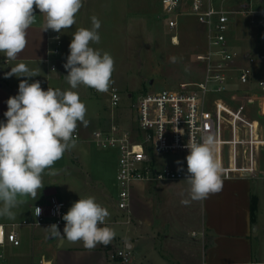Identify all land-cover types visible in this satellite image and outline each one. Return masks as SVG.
<instances>
[{
    "label": "rangeland",
    "instance_id": "rangeland-1",
    "mask_svg": "<svg viewBox=\"0 0 264 264\" xmlns=\"http://www.w3.org/2000/svg\"><path fill=\"white\" fill-rule=\"evenodd\" d=\"M159 2L160 0H83V7L75 15V24L69 29L61 30L60 56L67 57L69 44L76 30L90 29L92 16H96L101 21V27L98 30L100 41L90 46L102 52L106 51L114 58L112 73L114 83L110 86L117 89L121 95L122 117L128 113L129 104L142 94L164 90L177 91L182 84L198 83L202 79V69L194 61V57L203 52L205 44L195 19L181 17L178 20L177 30L171 33L166 27ZM247 2L249 4L248 0H225L223 7L231 15L242 10L241 7H247ZM255 2L256 0H253V6ZM229 18V36L232 40L239 41L240 44L237 45L239 54L251 51L253 47L250 45L254 42L255 32L249 29L247 18L239 14ZM174 34L178 37L177 45H172L170 41V37ZM171 57H176V61L173 62ZM242 63L247 66L245 61ZM257 81L258 78L255 76L251 82L243 84L228 80L225 89L230 93H236V90H239L238 94L259 95L256 88ZM63 82L66 86L62 85V90L75 92L74 89H69L66 80ZM17 94L18 92L15 95ZM224 97L227 99L226 95ZM80 100L86 105L85 119L89 123L85 127L78 122L76 132L80 139L76 140L75 148L66 151L63 158L54 163L52 169L57 171V175L49 176L48 172L51 169H45L42 173L44 187L38 190L36 200L31 196L18 197L24 203L13 210L17 213L15 219L0 217V223L24 220L29 216L31 209L36 206L44 208L51 197L63 203L68 211L80 198L93 196L97 203L109 211L110 215L106 218L105 224L115 232L113 240L117 239L109 243L113 248L109 244L97 245L107 255L115 256L116 252L123 251L125 247L116 244L118 239H133L134 235L132 236L130 230H134V226L138 225V216L143 226L137 233L134 230L139 241L134 245L129 264H138L141 255L151 249L152 240L157 254L168 261L178 260L179 264H186V261L189 262L192 257L195 258L197 249L189 234L191 231H196L194 214L197 212V204L201 201H193L189 205L181 203L182 199L187 198V190L190 187L187 183L134 186L130 198V219L126 220V214H121L116 209L118 194L115 181L116 152L98 148L90 138V134L101 129L105 123V120L101 121L104 116L102 98L93 97L87 87L83 86ZM232 105L239 107L241 102L235 101ZM255 107L254 104L250 108H244L246 115L253 120H256ZM258 119L264 125V119ZM259 164L260 177L251 179L252 183L248 181L252 185V195L256 201L255 187L260 186L264 189L262 176L264 149L259 154ZM51 189L54 194L48 198L44 193ZM260 198L258 224L264 227V194L261 195V190ZM145 218L148 222L151 221L152 231L145 225L146 222H143ZM200 223L201 226L204 225L202 221ZM63 228L64 226L59 230L63 232ZM20 231L29 232L31 229L26 228ZM199 238L197 237L196 240ZM52 243L62 248L83 247L82 242L71 243L66 239L63 245H59L57 238ZM210 243L209 237L204 238L205 246L203 247L207 248ZM18 251L20 249L9 246L2 253L0 251L3 258L0 264H38L39 256L42 254L41 250L37 249L33 255L36 256L35 258L23 259L17 254ZM41 261L48 262L46 258H40L39 263ZM148 263L150 262H143V264Z\"/></svg>",
    "mask_w": 264,
    "mask_h": 264
},
{
    "label": "built area",
    "instance_id": "built-area-1",
    "mask_svg": "<svg viewBox=\"0 0 264 264\" xmlns=\"http://www.w3.org/2000/svg\"><path fill=\"white\" fill-rule=\"evenodd\" d=\"M224 1L159 2L171 33L177 30L181 17H193L202 32L204 50L194 57L202 69L198 83L182 84L177 91L142 94L129 104L125 117L121 116L123 105L117 89L110 86L108 92L101 93L87 87L93 97L102 98L104 116L101 121L105 120L104 126L92 132L90 138L98 148L116 152V204L117 210L127 218L134 186L187 183L184 179L189 150L185 145L190 137L197 142L204 137L213 139L211 147L221 168L222 181L260 177L259 154L264 149V125L258 119H264V1L256 0L254 7L253 0H248L247 7L231 13L247 18L262 47L241 55L236 50L237 42L229 36L231 15L224 10ZM177 38L176 34L170 37L172 45H177ZM47 41L53 44L48 53L58 57L62 44L60 33L47 30ZM244 61L247 66L243 65ZM254 76L258 78L259 95L238 94L239 90L230 93L225 89L228 80L243 84L251 82ZM235 101H240L241 105L233 106ZM254 104L256 120L244 111ZM74 137L77 141L80 139L77 132ZM177 161L181 163L178 165ZM181 167L183 171H178ZM39 208L42 210L39 216L35 207L30 222L18 226L57 224L60 227L64 224L62 217L67 210L63 203L51 197L46 207ZM6 244L15 248L20 245L15 225H0V249ZM115 255L122 264H129L130 254L126 249Z\"/></svg>",
    "mask_w": 264,
    "mask_h": 264
},
{
    "label": "clouds",
    "instance_id": "clouds-1",
    "mask_svg": "<svg viewBox=\"0 0 264 264\" xmlns=\"http://www.w3.org/2000/svg\"><path fill=\"white\" fill-rule=\"evenodd\" d=\"M34 6L46 17L43 31L60 33L75 24L83 0H0V52L9 62L16 60L27 46V30L36 19ZM100 27L101 21L92 16L90 29L79 28L72 35L63 65L71 89L83 85L105 93L114 83V58L90 46L99 43ZM170 59L175 62L177 58ZM40 71L19 63L5 73V78H31L39 76ZM6 103V122H0V217L15 219L17 213L13 210L24 203L18 197L31 196L36 200L38 190L44 187L42 173L51 169L48 175H57L52 166L66 151L75 148L78 122L87 127L89 121L85 119L86 105L76 92L59 88L45 91L39 81L20 80L18 94L9 97ZM213 142L211 137H204L201 142L190 137L185 145L189 154L184 180L190 187L187 198L181 200L184 205L208 199L222 189L221 168L213 155ZM41 211L36 207V216ZM109 215L95 197L88 196L74 202L63 215V234L57 224L45 229L59 240V245L66 239L71 243L82 242L85 249L92 250L97 245L107 246L115 237V232L105 224Z\"/></svg>",
    "mask_w": 264,
    "mask_h": 264
},
{
    "label": "crops",
    "instance_id": "crops-1",
    "mask_svg": "<svg viewBox=\"0 0 264 264\" xmlns=\"http://www.w3.org/2000/svg\"><path fill=\"white\" fill-rule=\"evenodd\" d=\"M233 15L234 14H231V16ZM34 16L36 18L35 22L27 30V46L21 53L18 54V58L9 62L6 59L5 54L0 52V122L6 121L4 113L8 108L6 103L9 98L8 95H15L16 92H18L20 80L28 79L29 83L39 81L41 88L45 91L48 88H59L62 90V85L66 86V83H64L63 80H65V76L68 72L63 65L66 63L67 57L64 55L60 56V54L58 57H54L48 53L53 48V44L47 41V31H43L46 17H43L42 13L39 9L35 8V6ZM249 29L255 32L254 42L250 45V47H253L251 48V51H254L255 49H262L256 31L250 27ZM235 41L237 42L236 45L240 44L238 40ZM256 41L258 42L256 43ZM236 50L238 51L237 47ZM46 60H48V62H45ZM19 63H24L29 69L40 68L41 71L39 76L31 78L12 76L5 78V73L9 72L11 67ZM52 66H54L55 71L51 70ZM67 86H69V89L71 88L69 84H67ZM74 90L81 99L83 86L80 85ZM259 121L261 122V120ZM248 181L250 180L232 179L223 181L222 189L218 193L210 194L208 199L203 200V204L202 201L200 204H197V212L194 214V220L196 221L194 228L196 231H191L189 234L190 238L194 241L193 243L196 246L197 254L195 258L192 257L189 262L186 261V264H264V227L258 224L261 199L260 190L261 195H263L264 189L260 186H257V188L255 187L254 192L257 195L258 204L255 213V222L252 224L250 223V196L252 194V185L250 183H252V181H250V183ZM33 209L30 210L29 216L22 221H8L0 223V225L6 227L10 225L16 226L17 239L20 243L19 247H17L20 251H18L17 254H19L23 259L32 257L35 258L36 256H33L34 253L37 249H40L42 254L39 256V261L40 258H46L48 262L41 261L39 263L38 261V264L121 263L116 258V255L109 256L98 246L92 250H88L84 247L62 248L55 245L52 241L56 240V238L52 237L45 229L49 225L19 227L18 225L23 222H30ZM129 219L130 216L128 218L126 217V220ZM200 221L203 222V226H201V223L199 224ZM137 222L138 225L134 226L135 233L139 232L141 226H143V223L138 216ZM143 222H146L145 225L150 231H152L150 228L151 221L148 222L145 218ZM63 226H65V223L58 228ZM26 228H30L31 231H20ZM134 230H130L132 232V236L134 235L133 239H118L119 241L116 243L125 247L124 249L129 252L130 256L133 252L134 245L137 241H139L136 236L137 234L134 233ZM60 232L63 234L61 230ZM192 234H194L195 237H193ZM197 237L199 239L196 240ZM207 237H209L211 243L207 248H205L203 247L205 246L204 238ZM151 243V249L141 255V259L138 264H143L145 261L150 262L148 264H179L178 260L168 261L159 256L154 247L153 240ZM8 246L12 247L11 245L6 244L3 249H0L1 253ZM180 257L182 258V256ZM113 258H115V260H113ZM130 262L131 260L129 259V263Z\"/></svg>",
    "mask_w": 264,
    "mask_h": 264
},
{
    "label": "trees",
    "instance_id": "trees-1",
    "mask_svg": "<svg viewBox=\"0 0 264 264\" xmlns=\"http://www.w3.org/2000/svg\"><path fill=\"white\" fill-rule=\"evenodd\" d=\"M256 204L257 201L255 198H253V195L250 196V223L254 224L255 222V213H256Z\"/></svg>",
    "mask_w": 264,
    "mask_h": 264
},
{
    "label": "water",
    "instance_id": "water-1",
    "mask_svg": "<svg viewBox=\"0 0 264 264\" xmlns=\"http://www.w3.org/2000/svg\"><path fill=\"white\" fill-rule=\"evenodd\" d=\"M44 194H45L46 197L49 198V197H51L54 194V191L51 189V190L46 191ZM253 231H255V230H253Z\"/></svg>",
    "mask_w": 264,
    "mask_h": 264
}]
</instances>
